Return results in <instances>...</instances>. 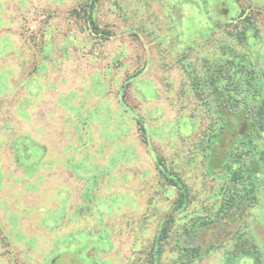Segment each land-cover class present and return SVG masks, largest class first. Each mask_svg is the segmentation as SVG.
<instances>
[{"label": "rangeland", "instance_id": "obj_1", "mask_svg": "<svg viewBox=\"0 0 264 264\" xmlns=\"http://www.w3.org/2000/svg\"><path fill=\"white\" fill-rule=\"evenodd\" d=\"M85 2L0 0V264H47L73 253L81 235L102 242L55 264H146L175 196L158 182L155 156L176 158L200 183L180 144L203 124L178 56L193 46L214 57L226 40L264 67V0H98L92 15L104 41L73 13ZM214 3L216 16L204 14ZM241 11L256 22L247 45L223 29L241 30ZM18 140L30 149L20 163ZM260 197L241 218L255 250L243 242L247 255H237L229 236L213 237L218 248L194 264H264V186ZM168 250L162 264L175 258Z\"/></svg>", "mask_w": 264, "mask_h": 264}, {"label": "trees", "instance_id": "obj_2", "mask_svg": "<svg viewBox=\"0 0 264 264\" xmlns=\"http://www.w3.org/2000/svg\"><path fill=\"white\" fill-rule=\"evenodd\" d=\"M97 1L86 0L80 5V10L73 13L77 17L82 13L93 35L104 41L109 33L98 28L92 15ZM205 3L203 0L202 4ZM218 3H214L212 8L210 4L208 9L203 7L206 10L204 14L216 16L217 4L218 8H223V4ZM187 21L188 18L185 19ZM237 22L241 24V30L238 29L240 31L237 30L236 34H232L227 27L223 29L240 44H250L248 33L254 29L255 19L241 11L235 19V27L239 24ZM218 50V55L213 57L214 54L211 56L207 51H198L191 46L177 58L187 77L183 86L193 95L190 99L191 104L196 106V113H201L203 128L198 136L195 139H188L187 136L180 139V144H188L185 163L197 168L200 183L197 186L194 180L192 183L187 181L183 171L174 166L176 158L167 161L162 155L155 156L158 182L173 190L175 196L147 250L146 264H162L165 247H169V254L175 255L169 264L200 262L218 248L210 239L213 237L217 241L229 236L227 239L234 241L235 248L240 249L237 255H247L243 242L250 244L251 252L255 250L253 234L250 230L243 232L248 226L241 222V218L246 209L260 203L264 186L261 176L264 172V67L252 61L248 53L235 50L226 40L219 42ZM139 74L140 71H137L128 79H134ZM130 86V83H124L123 89ZM119 108L123 113L129 108L126 96H120ZM192 118L198 119L194 114L185 119ZM141 125L138 122L142 140L147 144L146 130ZM12 149L14 154L17 153L14 158L19 163L30 154L28 141H14ZM80 240L81 245L75 250L72 248L73 253H68L71 248L66 249L54 255L49 263H56L62 254L84 257L90 242H102L85 235H81ZM85 244L89 245L86 249Z\"/></svg>", "mask_w": 264, "mask_h": 264}, {"label": "flooded vegetation", "instance_id": "obj_3", "mask_svg": "<svg viewBox=\"0 0 264 264\" xmlns=\"http://www.w3.org/2000/svg\"><path fill=\"white\" fill-rule=\"evenodd\" d=\"M52 264H55V261H52Z\"/></svg>", "mask_w": 264, "mask_h": 264}]
</instances>
